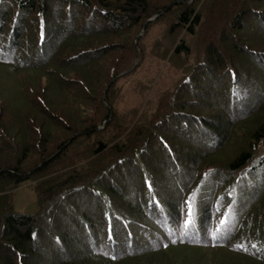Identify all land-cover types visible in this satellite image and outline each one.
<instances>
[{
	"label": "trees",
	"instance_id": "trees-1",
	"mask_svg": "<svg viewBox=\"0 0 264 264\" xmlns=\"http://www.w3.org/2000/svg\"><path fill=\"white\" fill-rule=\"evenodd\" d=\"M162 1L168 2L162 12L179 9L171 14L168 32L180 30L191 38L212 2L0 0V67L23 82L29 97L41 94L33 88L36 79L20 72L47 82L36 97L42 105L39 123L32 117L18 127L0 121L2 144L12 150L9 157L0 152V264H264V121L251 117L264 106V93L250 69L253 63L264 66V51L258 53L256 43H207L202 58L191 64L193 46L178 39L166 54H155L161 62L186 65L166 95L165 111L143 115L128 132L115 121L109 135L97 137L103 134L99 121L107 127L119 116L114 84L135 71V65L133 71L109 69L100 58L126 39L133 52L129 61L139 58L142 36L135 31L147 32L151 17L160 14L154 5ZM241 5L230 26L234 33L246 32L245 21L260 17L264 23V0ZM63 52L66 60L51 64ZM74 72L78 80L70 79ZM52 93H64L71 102L67 118L49 111ZM207 100L220 105L214 107L223 109L231 124L207 118ZM66 128L68 140L57 141L55 132ZM81 139L84 146L74 147ZM185 140L199 145V163L208 166L196 182L188 177L194 163L177 145ZM226 140L239 149L223 161L218 153ZM32 181L36 210L16 212L12 192Z\"/></svg>",
	"mask_w": 264,
	"mask_h": 264
},
{
	"label": "rangeland",
	"instance_id": "rangeland-1",
	"mask_svg": "<svg viewBox=\"0 0 264 264\" xmlns=\"http://www.w3.org/2000/svg\"><path fill=\"white\" fill-rule=\"evenodd\" d=\"M194 2H195L194 4H198L199 2H202V0H196ZM240 3H242L241 5V9H242L244 0H212L211 7L209 8L208 11V17L203 20L201 28L196 30L197 34L193 38L184 35L183 32H181L180 30L175 31L172 34L168 32V27L170 26V23L172 22L171 19L174 16V15L171 16V14H173L178 9V7H174L173 11L166 13L160 11L159 9L163 10L164 7H167L168 2L162 1L158 5L155 4L154 5L155 10L158 9V12H160V14L157 17L155 16L151 17V20H153L154 23H152L150 28L148 27L149 29L147 28L148 29L147 32H145L144 29H142L145 32V35L142 30L135 31L136 33L134 35L139 34L140 36H142L139 39V43L141 40L143 45L141 44L140 51H138L140 53L139 58H137L136 55L132 63L131 61H129L131 60L132 57V56L130 57V55L133 53L128 48L129 40L126 39V41H120L116 39L119 43L118 47H116V49L112 50L109 53L106 52V55L104 54L103 56H101L100 61L105 60L107 62V67L109 69L116 66V69L118 67L120 68V70L124 68H130V70L133 71L132 66L135 65V71L132 74L128 73L123 75V77L121 76V78L118 79V81L114 84L113 89L119 91L120 93L119 102L115 106L120 117L119 116L116 117L115 119L112 120L113 122L111 123L108 122L109 125L107 124V127L105 126L106 125L105 123L102 122L100 123L99 121V123L97 124V128L104 135L100 134L97 137L103 138V136L109 135L113 131L112 126L113 127L116 126V124H114L115 121H117L118 124H122V125L126 124L125 125L126 128L124 131L128 132L130 129H132L135 122L141 120L143 115L149 117L151 116V114L156 115L158 113L160 114L161 112L165 111V108L167 107L169 102L168 100L169 96L167 97L166 95L168 93H172V91L175 88V85L179 83L183 75L182 70L185 68L186 65L184 66L182 63H180V60H176V59H169L170 62L168 60H167L168 62L166 61L161 62L156 58L155 54H159V53L161 55L166 54L167 51L172 50L174 48V45L176 46V44L178 43L176 41L178 39H185V41L190 44L191 48L193 46V51H195L196 56L192 60L193 62H191V64L195 63L196 60L202 58L205 50V45L207 43L209 45V43L211 42L212 44H216L218 41L221 42L222 44L224 43L223 45H228V44L233 45V43H235L236 41L244 45L245 44L252 45L256 43L257 52L260 53V51H264V49L261 50L262 43L264 42V30H263L264 23H262L260 17L259 19L254 20L253 23L245 21L246 32L240 34V33H234V31H232L233 29L232 27H230L231 22H233V19L235 18L234 12L240 6ZM202 9L205 10L204 5ZM260 11H261V16L262 13L264 16V7ZM26 22L28 24L30 23L31 28H34L32 22H30V19H26ZM74 23H76V21ZM28 33L30 34L31 32ZM130 36L131 39L134 38L132 37L133 35L129 34V37ZM31 37H33L32 34H30V38ZM112 39L113 41H115V38ZM112 39L110 40L105 39L104 41L110 43ZM100 42L97 43V45L95 46L97 47L101 45ZM94 49L90 51H96ZM251 49L255 50L254 48ZM262 55L264 54L262 53ZM91 57L94 56L91 55ZM66 58H67V53L63 52V54L61 55L53 56L49 61H51V64L53 65H58L60 61L64 62ZM135 59L137 60L135 61ZM255 61L257 62V60ZM85 65L86 63L81 64L82 67ZM250 69L252 73L255 74V77H257L259 85L261 86L260 87L261 92L263 94L264 66L262 65L257 66L256 64L253 63L251 64ZM20 73H22L24 75V78L27 80L28 79L30 80L31 78H35L36 81L33 85V88H36L37 92L44 94V91H46L47 89V82L44 78H40L36 76V74H32L31 72L28 73L27 71H23ZM69 77L70 79L78 80L80 75L77 72H74V73H70ZM233 80L235 81L236 78H233ZM104 86H107V84L101 86V88L99 87L96 93H94V96L96 98L98 97L100 98ZM78 89L82 91V88H78ZM72 90L74 89L71 88V91ZM28 92L29 90L26 88L23 82L21 81L19 82L18 80H15V76L12 77L10 75L8 76L5 75V70L2 67H0V121L1 122L14 123V125H17L18 127V125L20 126L23 125L28 120V118L31 117L35 120V124L36 122L39 123L38 121H41V117L38 116L36 112L38 110L37 107L40 108V106L42 105L38 101H36V97L41 98L42 96L41 94L38 95L37 93H33L31 97H29V95H27ZM52 94L54 95L53 96L54 103L53 104L51 103V107L49 106L48 108L49 111L52 112L53 115L56 116V118L57 117L67 118V114L69 113L67 104L71 102H69V100L64 99L63 96L64 93H61V95L54 93ZM113 97L115 99L117 97L116 94L113 95ZM196 101L198 102V100ZM93 105L94 103L89 104L88 106H91L92 108ZM217 105L218 104L213 103L212 100L211 101L207 100L204 102L207 118L209 117L215 119L217 118V120L222 122V124H226V123L231 124L230 117L226 116V113H224L223 109L217 110L214 107ZM96 106L98 105L96 104L94 107ZM32 108H34V111L32 110ZM134 111L136 112V114L134 113L133 116L132 112ZM255 112L251 117L252 118L254 117L255 120L257 119L264 121V106L257 108ZM95 113H97V111L93 112V114ZM46 114H48V112ZM131 116L133 117L131 118ZM73 117L76 119V120L74 119L76 122H79L80 125L82 124V121L78 117V114L74 113ZM124 117L125 119L128 118L125 122L123 121ZM67 121L68 124L71 126V120L68 119ZM65 126L67 127V125ZM30 127L31 125L28 127H26L25 125V130L28 133V135L32 133L31 129L33 128ZM67 129L68 128L60 130L59 132H55L54 135L57 136L56 137L57 141L63 138L65 140H68V138L70 137L69 136L70 132H67L68 131ZM54 131L55 129L53 130V132ZM9 136H11V134H9ZM9 136L8 138L12 139L14 143L16 140ZM180 136L181 135H179L178 137ZM82 141L83 140L81 139L77 143H74V147L84 146ZM2 143L3 140L0 139V152H4L9 157V154L12 153V150H9L7 144L3 145ZM177 145L181 148L183 155H189L191 160V165L192 162L194 163L191 166V168L189 167L190 168L188 172L189 176L187 175L189 178H191L190 181L193 180V182L194 181L196 182L198 180H201L202 174H205L206 176L207 172H205V169L208 168V166L205 165L206 163H199L200 159L198 158L201 154L203 155L202 150L199 149V145L194 141L187 142L186 140L180 141V143L177 142ZM238 149L239 146H237V143L229 145L226 140V142H224L223 144V149L218 154L220 155V153H223V155L221 156L223 158L221 160L225 161L233 157L232 155H236ZM59 166H57V168L61 170L62 166L61 165ZM214 171H218V170L215 169ZM34 186H35V181H32L29 182L28 184L21 185L18 189L12 192L13 193L12 202H13L14 210L16 212L23 214H31L36 210L35 196L33 191Z\"/></svg>",
	"mask_w": 264,
	"mask_h": 264
},
{
	"label": "water",
	"instance_id": "water-1",
	"mask_svg": "<svg viewBox=\"0 0 264 264\" xmlns=\"http://www.w3.org/2000/svg\"><path fill=\"white\" fill-rule=\"evenodd\" d=\"M152 21V20H151Z\"/></svg>",
	"mask_w": 264,
	"mask_h": 264
}]
</instances>
